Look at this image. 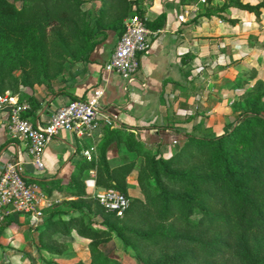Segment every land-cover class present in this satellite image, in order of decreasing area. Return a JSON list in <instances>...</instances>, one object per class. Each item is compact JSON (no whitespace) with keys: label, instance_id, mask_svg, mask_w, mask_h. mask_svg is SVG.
Listing matches in <instances>:
<instances>
[{"label":"trees","instance_id":"obj_1","mask_svg":"<svg viewBox=\"0 0 264 264\" xmlns=\"http://www.w3.org/2000/svg\"><path fill=\"white\" fill-rule=\"evenodd\" d=\"M16 1L0 0V40L27 45L26 52H22L24 59L18 57L20 80L25 85L35 81L48 85L49 79L61 71L63 62L86 60L105 28L113 27L116 34L120 33L121 18L129 9L150 29L161 28L165 22L163 11L151 18L144 17L137 0H98L90 24L82 17L83 0H18V5ZM233 3L254 14L264 6V0L253 3L233 0ZM68 41H73L75 47ZM4 89L0 79V92ZM26 100L29 107L24 115L32 122L40 101L31 95ZM102 127L103 137L96 153L88 158L77 154L67 180L60 182L59 177L35 180L40 187L46 186L47 195L52 189L62 187L77 197L84 195L85 170L93 169L95 185L112 187L127 197L123 213L116 215L106 210L96 198L102 227L83 220L82 211L65 216L48 212L37 229L40 247L58 253L63 244L51 234L55 231L68 234L74 230L87 239L88 250L87 261L78 260L77 264H125L102 250L114 232L123 245L131 244L137 260L143 264H216L227 256L232 259L231 264H264V119L261 116H245L229 131L212 137L188 134L167 156L145 148L131 130L106 123ZM240 129L239 148L225 150L223 143ZM111 141L122 143L143 157L136 175L142 199L127 195L126 175L134 161L114 165L108 162L106 147Z\"/></svg>","mask_w":264,"mask_h":264},{"label":"crops","instance_id":"obj_2","mask_svg":"<svg viewBox=\"0 0 264 264\" xmlns=\"http://www.w3.org/2000/svg\"><path fill=\"white\" fill-rule=\"evenodd\" d=\"M138 1L144 17L151 18L159 11H163L165 22L160 31L150 35L147 48L138 54V67L133 76L129 80H124L115 70L105 67V61L116 37L111 34L94 45L88 59L73 61L66 66L63 76L60 75L56 80L54 79L55 91L45 96L41 94L42 101L32 116V123L41 127L49 113L59 104L71 98L85 96L93 87H100L103 92L99 98L98 109L100 115L109 117L110 122L99 120L96 137L92 135L93 130L83 135H76L65 130L59 131L46 142L41 154L43 168L37 169L29 161L21 140L8 134L4 126L5 111L0 110V166L6 160L20 158L23 161L22 173L30 178L40 180L65 178L74 168L73 159L76 155H84L82 151L90 146H92L90 150L92 152L96 144L100 142L103 137V123L131 130L145 148L153 151L158 147L163 151L165 146L170 145L171 140L178 138L184 132L157 125L162 118L161 113L158 114L161 105L160 87L164 84L167 88L166 84L169 82L182 79V74L188 65L185 57L191 56V61H193L191 65H196V59L207 55L208 49L201 50L203 46L201 36H232L239 32L241 36H255L256 38L254 44H251L245 51L246 58L255 57L259 54L258 51H264V6L259 7L258 14L241 8L238 12L239 20L228 23L212 14L209 18L205 16L202 18L201 14L198 15L199 12L190 20L178 21L176 14L181 11L185 3L177 0ZM248 1L251 3L256 0ZM150 11L153 12L152 16L148 15ZM213 16H215L214 19ZM204 47L206 48L205 45ZM255 58L253 61L250 60V64L257 67L258 63L255 62ZM258 71L264 74V66ZM154 121L155 125H153ZM123 147L116 150L115 141L109 142L106 147L108 162L112 152H116L115 157L132 152ZM90 156L89 154L88 157ZM88 171L92 175L93 193H95L102 187L94 184V170L89 169ZM13 218L17 221L28 220L25 225L33 220L26 214L20 213L10 219ZM43 218L42 214L35 220V225L28 227L31 230V235L28 234L31 242L23 240L19 230L23 225H16L9 219L10 222L0 229V242L10 245L17 243L15 245L19 248L23 247L22 243L28 244L31 247V249L27 248L31 252V260L35 261L33 264H75L78 260H87L86 240L74 230L68 234L58 231L51 234L56 241L65 245L60 252H50L40 247L37 229L41 226ZM10 249L15 254L21 252L14 248Z\"/></svg>","mask_w":264,"mask_h":264},{"label":"rangeland","instance_id":"obj_3","mask_svg":"<svg viewBox=\"0 0 264 264\" xmlns=\"http://www.w3.org/2000/svg\"><path fill=\"white\" fill-rule=\"evenodd\" d=\"M177 1L185 3L186 5L190 4L193 0ZM214 1L215 2L207 8L206 6H200L198 15L201 14L202 18L204 16L209 18L211 17L210 14H212L228 23L239 20L238 12L241 8L235 6L233 0ZM253 2L255 1H251V3ZM16 4H19L18 0ZM97 4L98 0H83L81 3V8L83 9L82 17L84 21L89 24L93 20V8ZM207 10L211 13L203 14V12ZM132 11L133 9L127 10L121 18V22ZM148 15L152 16L153 12H148ZM215 16H213V19ZM116 33V28L107 27L104 29V35L100 40L108 38L111 34L117 36ZM201 37V42L203 44L201 50L208 49L207 55L200 56L196 59V65H191L193 63V61H191V56L185 57L184 59L187 61L188 65L182 74V79L180 81L169 82V84H166L168 86L167 88L164 87V84H161L159 91L161 105L158 114L161 113L162 118L158 121L157 125L176 131L182 130L184 134L182 133L178 138L171 140L170 145L165 146L163 151L158 147L153 149V151L150 150L157 155L167 156L173 153L188 134L212 137L229 131L232 126L239 124L245 116L250 114H257L264 119V74L258 71V69L261 70L264 66V51H258L259 54L257 53L258 55L255 56L256 58L250 57L248 59L245 57V51L251 44H254L256 40L255 36L245 37L237 32L232 36L216 35ZM48 40L50 41V38H48ZM68 43L72 48L75 47L73 41H68ZM26 46L27 45L18 46L9 40H0V79L5 87L2 92L10 90L12 96L24 102H27V95H31L35 99L42 101L41 94L45 96L55 90L54 79L56 80L60 75L63 76L64 69L70 62H73V60L66 59L69 61L62 63L61 71L56 76L49 79L48 85L46 82L39 81L25 85L22 80H20L21 67L18 57L20 56V58L24 59L22 57V52H26ZM253 58H255V62L257 61L258 63L256 64L258 69L250 64V60L253 61ZM11 75L14 77H11ZM155 124L156 122L154 121L153 125ZM97 128L96 126L92 131V135L95 137ZM241 135L242 129H240V131L238 130V133H234L232 138L226 140L225 143H223V148L227 151L238 149L241 142L239 137H241ZM98 144L99 142L96 144L93 151L90 152V155L96 153ZM121 146L123 145L120 143L116 144V150H119ZM115 153H111L112 155L109 161L113 165L128 160L134 161L133 168L126 175L128 186L127 195L128 198L137 197L142 199L143 194L138 186L136 175L137 170L143 162V157L133 151L128 153V155L123 154L118 157H115ZM67 178L68 176H65V178L59 177V181L64 182ZM83 178L85 184L84 195L77 197L71 196L62 187H60V189H52L47 195L49 197V204L43 208V217L48 212L56 213L59 216H65L69 213L82 211L80 214L83 220L87 222L90 221L92 226L102 227L103 225L99 222L100 216L97 215L96 212L92 175L88 170H85ZM54 186L57 185L55 184ZM45 188L46 186H41V190L44 191ZM88 196L89 198H87ZM87 202H90V208L86 206ZM10 221L14 222L16 225L22 224L23 227L19 230L21 231L23 240L31 242V238L28 236V234L31 235V230H29L28 227L33 225V220L28 225H25V222H28V220L17 221L16 218H13L10 219ZM10 221H1L0 229ZM85 240L87 244V239L85 238ZM15 244L10 245L0 242V264L35 263V261L31 260V252L27 250L29 247L28 244H21L25 249H23L22 246L19 248ZM64 247L65 245L63 249ZM10 248L21 250V252L15 254ZM29 248L31 249V247ZM102 250L113 254L115 258L125 264H143L141 261L137 260L135 250L131 244L127 243L123 245L114 232L110 233L108 241L102 246ZM231 263L232 259L227 256V258L218 260L216 264ZM75 264H77V261ZM190 264L194 263L190 262Z\"/></svg>","mask_w":264,"mask_h":264},{"label":"built area","instance_id":"obj_4","mask_svg":"<svg viewBox=\"0 0 264 264\" xmlns=\"http://www.w3.org/2000/svg\"><path fill=\"white\" fill-rule=\"evenodd\" d=\"M214 0H193L176 14L178 21L190 20L200 11V6ZM160 28L150 29L137 13L128 14L122 21V30L115 37L114 45L105 61V67L115 70L124 80H129L138 67V54L147 48L152 33ZM102 88L93 87L85 96L71 98L59 104L49 113L41 127L35 126L25 115L27 102L19 101L8 91L0 93V110L5 111V127L10 136L21 140L31 164L42 169L41 154L46 142L61 130L76 135L89 134L99 120L109 123L106 115L98 109ZM92 146L82 154L89 156ZM20 158L6 160L0 166V222L15 214H26L35 220L42 216L43 208L49 204V197L41 190L39 183L22 173ZM96 200L109 211L121 215L128 199L112 187H102L94 193Z\"/></svg>","mask_w":264,"mask_h":264}]
</instances>
